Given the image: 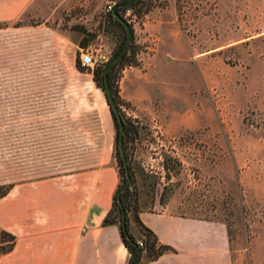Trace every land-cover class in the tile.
<instances>
[{
	"label": "rangeland",
	"instance_id": "1",
	"mask_svg": "<svg viewBox=\"0 0 264 264\" xmlns=\"http://www.w3.org/2000/svg\"><path fill=\"white\" fill-rule=\"evenodd\" d=\"M113 1L35 0L10 23L0 184L109 163L126 181L119 125L94 79L126 44ZM132 8L135 55L116 68L113 92L141 204L226 223L233 264H264V0ZM86 50L93 67L81 63Z\"/></svg>",
	"mask_w": 264,
	"mask_h": 264
},
{
	"label": "crops",
	"instance_id": "2",
	"mask_svg": "<svg viewBox=\"0 0 264 264\" xmlns=\"http://www.w3.org/2000/svg\"><path fill=\"white\" fill-rule=\"evenodd\" d=\"M34 2L0 0V65L11 64L10 23ZM120 183L119 168L109 163L15 184L0 199V229L16 236L0 264H128L119 224L103 223ZM142 207L143 223L173 248L146 264H233L226 223ZM132 229L139 233L135 222Z\"/></svg>",
	"mask_w": 264,
	"mask_h": 264
},
{
	"label": "trees",
	"instance_id": "3",
	"mask_svg": "<svg viewBox=\"0 0 264 264\" xmlns=\"http://www.w3.org/2000/svg\"><path fill=\"white\" fill-rule=\"evenodd\" d=\"M129 0H120L117 1L116 4H122ZM144 0H134L128 7H120L118 11L124 15V12L129 7H136L140 2ZM137 11H139L137 9ZM140 12V11H139ZM142 14V10L141 13ZM111 16L116 20V22L124 28V31L127 32L126 40L128 38V31L124 24L114 15L111 13ZM81 46L85 47L87 43L81 42ZM125 45V44H124ZM132 43L129 45L128 50L125 54L113 65L111 70L109 71V81L113 88L114 83L116 81V68L124 61H131L135 55V51H133ZM78 67L80 66L77 64ZM107 66V65H106ZM106 67H97L94 71V79L97 82L98 86L102 87L105 90V71ZM102 77V81L100 79ZM115 118V114H114ZM124 119V117H123ZM116 120V118H115ZM117 121V120H116ZM125 123V133H124V141L126 142L127 136L130 133V128L124 119ZM126 158L128 161L127 152H125ZM124 162V160H123ZM125 165V164H124ZM129 170L132 175V167L129 164ZM127 181V179H126ZM126 181L123 183L121 182L116 193L114 196L113 207L104 219V225L108 224H119L121 228L122 237L124 240L125 245L129 249L130 252V259L128 264H146L147 261L156 260L165 252L172 250L173 248L169 245L162 244L159 241L157 234L147 225L143 223L140 218V212L142 210V204L140 202V195L137 190H134V180L126 189H123ZM15 184H0V199L6 196L11 189L14 187ZM126 213V227L123 223V214ZM135 222L139 229V233L135 234L132 229V223ZM1 233V244H0V256L4 253L11 251L16 243V236L6 230L0 229ZM140 238H144L145 245L140 246L138 243Z\"/></svg>",
	"mask_w": 264,
	"mask_h": 264
},
{
	"label": "water",
	"instance_id": "4",
	"mask_svg": "<svg viewBox=\"0 0 264 264\" xmlns=\"http://www.w3.org/2000/svg\"><path fill=\"white\" fill-rule=\"evenodd\" d=\"M134 0H129L125 3L122 4H116L113 13L116 17H118V19L125 25L127 31H128V38L126 41V44L123 46V48L120 50V52L114 57L112 58L104 71L105 74V92H106V96L108 99V102L111 106V110L113 115L115 114V118L117 120V124L119 125V147L122 153V157L124 158V164H125V168H126V174H127V181L123 187V189H126L127 187H129V185L132 183V175L130 173L129 170V166H128V162H127V158H126V154H125V148H124V133H125V123H124V119H123V115L121 113V109L119 106V103L116 99V96L113 92V88L110 84L109 81V71L111 70V68L113 67V65L125 54V52L128 50L129 45L131 44L132 41V37H133V29L131 24L128 23L127 19L118 11V9L120 7H128L131 2H133ZM123 223L124 226L126 227V213L124 212L123 214Z\"/></svg>",
	"mask_w": 264,
	"mask_h": 264
},
{
	"label": "built area",
	"instance_id": "5",
	"mask_svg": "<svg viewBox=\"0 0 264 264\" xmlns=\"http://www.w3.org/2000/svg\"><path fill=\"white\" fill-rule=\"evenodd\" d=\"M115 6H116V1L110 2L107 6V12L112 13ZM123 16L129 21H135L137 18V14L132 7L127 8ZM96 62L97 59L94 57L93 53H91L89 50H86L82 53L81 63L84 67H93L96 64ZM138 243L140 244V246H144L145 245L144 238H140Z\"/></svg>",
	"mask_w": 264,
	"mask_h": 264
},
{
	"label": "flooded vegetation",
	"instance_id": "6",
	"mask_svg": "<svg viewBox=\"0 0 264 264\" xmlns=\"http://www.w3.org/2000/svg\"><path fill=\"white\" fill-rule=\"evenodd\" d=\"M123 160H124V158H123Z\"/></svg>",
	"mask_w": 264,
	"mask_h": 264
}]
</instances>
